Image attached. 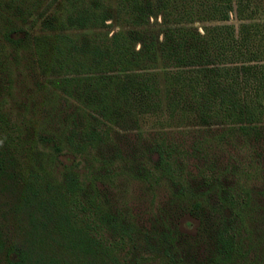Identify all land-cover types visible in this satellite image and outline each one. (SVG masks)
Masks as SVG:
<instances>
[{"label": "trees", "instance_id": "16d2710c", "mask_svg": "<svg viewBox=\"0 0 264 264\" xmlns=\"http://www.w3.org/2000/svg\"><path fill=\"white\" fill-rule=\"evenodd\" d=\"M263 9L0 0V264H264Z\"/></svg>", "mask_w": 264, "mask_h": 264}, {"label": "rangeland", "instance_id": "374dc122", "mask_svg": "<svg viewBox=\"0 0 264 264\" xmlns=\"http://www.w3.org/2000/svg\"><path fill=\"white\" fill-rule=\"evenodd\" d=\"M51 6H52V3L51 2H48V3H46L43 6V8L40 10L41 12L39 11L42 14V16L45 14L46 11H48L51 8ZM263 17H264V9H263ZM148 20L152 24H154L156 22V20H158V18L156 19L155 18V15H154L152 18H149ZM263 20H264V18H263ZM39 21H40V18L37 21H36V19H34L33 21L28 22L26 24V28H27V30L31 34L35 33V31L37 30V26H38V22ZM105 22L106 23H110L111 26L110 27H105L104 30H107V31L116 30V27L112 25V23H113L112 19H107V20H105ZM229 22L230 23H233L235 25L237 24V21L235 20V16L233 15V13L230 14ZM196 25L199 26V24H196ZM155 28H156V30H158L157 27H155ZM39 78L41 80H44V81L46 80L44 76H39ZM17 91H18V89H17ZM9 104L11 106V102H9ZM118 184H119V182H117V181L115 183H113V188H111V190L114 191L115 185H118ZM135 188H136V186L133 183L130 184L128 186V192H130V194L132 192V193H134L133 195H136V192L137 191H135ZM152 216H155L156 217L157 222H156L155 231H151L150 237H151V239H152L153 242L155 241V245H156L157 249L160 250V251H162L163 248H164L163 246L167 245V242H163L160 239V233L159 232H160L161 227H163V225H166L167 222H163V220L165 219V217L163 215H161V212H157L155 209H153L152 211H147V212L142 213V218L141 217L140 218L145 221V220L150 219V217H152ZM171 217H173V216H171ZM175 221H176V226H177V235H179V234L192 235L193 234L194 229H195V226L197 224V222H196L195 219L189 217L188 215H183V216L178 215V217H177V219H175ZM177 235H175V237ZM127 246L130 249H132V246H130L129 244ZM128 247H126V249ZM174 251H176V248L174 249ZM133 252L135 253V255L137 253H142L143 256H145V257L148 256V254H145V253L142 252V250H141L140 247H136V250H133ZM130 255L132 256V253H129L128 254V256H130ZM198 257H204V255L202 254V252L198 251ZM204 264H206V263L204 262Z\"/></svg>", "mask_w": 264, "mask_h": 264}]
</instances>
